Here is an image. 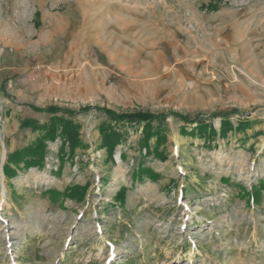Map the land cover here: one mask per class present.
I'll use <instances>...</instances> for the list:
<instances>
[{"label": "rangeland", "instance_id": "1", "mask_svg": "<svg viewBox=\"0 0 264 264\" xmlns=\"http://www.w3.org/2000/svg\"><path fill=\"white\" fill-rule=\"evenodd\" d=\"M95 107L163 114L165 138L147 151ZM53 116L81 145L46 139L6 178L42 135L21 119ZM101 124L123 133L112 157ZM262 179L264 0H0V264H264V189L243 194Z\"/></svg>", "mask_w": 264, "mask_h": 264}, {"label": "trees", "instance_id": "2", "mask_svg": "<svg viewBox=\"0 0 264 264\" xmlns=\"http://www.w3.org/2000/svg\"><path fill=\"white\" fill-rule=\"evenodd\" d=\"M209 5L211 7L213 6L211 4H208V6ZM91 108L92 106L89 105L83 106L79 108L78 112H84ZM95 108L102 111L106 116L110 118L111 121H113L115 124H118V126H120L121 124H141V132L143 133L144 137L143 143L147 151V141L151 136L156 135L158 137L157 144H160L161 139L165 138L163 131L160 128V124L165 118V115L163 114L157 115L151 112L143 111L117 113L107 107ZM43 111L52 114L62 111L67 113L69 116H73L76 112L68 109L59 108L55 105L48 106ZM174 115L179 116L178 114ZM182 119L186 120L185 117H182ZM155 121L158 122V126L153 127L151 124ZM247 125V121L242 120L238 122L235 129H243ZM20 126L25 128H31L32 131L39 130L42 132V135L41 137L36 138L30 144L15 149L12 153L7 155L6 161L2 165V171L6 178H11L16 175V169H18L19 163L21 162L23 163L24 167H41L44 160V153L46 147L44 141L46 139L54 140L57 135L61 137L62 142L60 145V151L62 152V156H64L63 151L65 144H67V146L69 147V153H72L77 146L81 145V140L78 137V124L73 120H69L61 116H53L49 119L48 122L42 124H39L38 121H36L35 119L26 117L21 120ZM195 127L197 128V130L201 131L203 135L208 134L209 137H211L215 133L211 125L201 124V122H197ZM228 129H232V125L230 124V122L228 120H222L220 125V132L222 133V135H224ZM99 131L101 133V147H105L108 157H112L114 147L120 142L123 133L121 130L115 128V126H112L110 124H101L99 126ZM10 164H12L14 167L10 166ZM139 171L147 172V169L140 168ZM76 189H78V187L69 189V191L72 192ZM243 189V194L247 196V201H257L261 190L264 189V179L259 181L258 187L251 188V193L249 191H246L245 188ZM82 191L83 189H81L80 193H82ZM125 191L126 189L122 187L116 193V199L119 200L120 203L124 202ZM249 194L250 198H248Z\"/></svg>", "mask_w": 264, "mask_h": 264}, {"label": "bare ground", "instance_id": "3", "mask_svg": "<svg viewBox=\"0 0 264 264\" xmlns=\"http://www.w3.org/2000/svg\"><path fill=\"white\" fill-rule=\"evenodd\" d=\"M117 159H118V156H117ZM2 187H3V189H2V192L1 193H2V197H3V199H2V202H3L5 200L4 199V186L2 185Z\"/></svg>", "mask_w": 264, "mask_h": 264}, {"label": "crops", "instance_id": "4", "mask_svg": "<svg viewBox=\"0 0 264 264\" xmlns=\"http://www.w3.org/2000/svg\"><path fill=\"white\" fill-rule=\"evenodd\" d=\"M22 119H23V118H22ZM22 119H21V120H22ZM3 175H4V174H3Z\"/></svg>", "mask_w": 264, "mask_h": 264}]
</instances>
